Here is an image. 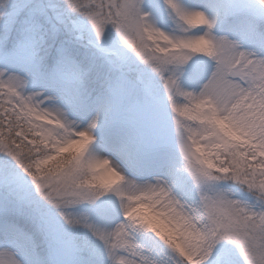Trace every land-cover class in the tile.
Here are the masks:
<instances>
[{
    "label": "snow or ice",
    "instance_id": "snow-or-ice-1",
    "mask_svg": "<svg viewBox=\"0 0 264 264\" xmlns=\"http://www.w3.org/2000/svg\"><path fill=\"white\" fill-rule=\"evenodd\" d=\"M0 264H264V0H0Z\"/></svg>",
    "mask_w": 264,
    "mask_h": 264
}]
</instances>
